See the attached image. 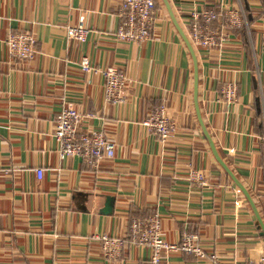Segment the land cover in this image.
I'll return each mask as SVG.
<instances>
[{"label":"crops","instance_id":"1","mask_svg":"<svg viewBox=\"0 0 264 264\" xmlns=\"http://www.w3.org/2000/svg\"><path fill=\"white\" fill-rule=\"evenodd\" d=\"M121 1L0 0V264H151L131 224L155 214L169 241L196 233L227 264H264V0H156L141 42L116 35ZM225 6L241 8L246 25L220 46H195L191 11ZM81 19L84 42L67 34ZM11 30L35 34L33 59L10 55ZM84 56L126 72L124 102L105 100V79L82 70ZM233 79L238 97L229 101L221 89ZM68 103L94 114L82 130L116 139L114 158L97 166L60 157L55 117ZM162 105L177 124L167 142L142 123ZM108 196L111 214L102 212ZM104 233L126 237L120 257L106 258L92 238ZM168 261L210 264L182 251L165 253Z\"/></svg>","mask_w":264,"mask_h":264},{"label":"built area","instance_id":"2","mask_svg":"<svg viewBox=\"0 0 264 264\" xmlns=\"http://www.w3.org/2000/svg\"><path fill=\"white\" fill-rule=\"evenodd\" d=\"M156 0H122L120 11L121 25L116 33L117 37L125 41L141 42L150 37V30L154 23ZM224 17L222 26L214 27L220 17ZM244 11L238 6H225L220 12L216 8L193 9L190 15L189 38L198 48H214L225 41L232 30L241 29L246 25ZM70 38L78 41L88 39L89 28L84 19L76 25L67 27ZM37 38L32 31L11 30L8 33L7 45L13 58L31 60L34 58ZM81 68L85 72L101 73L105 79V100L112 103L124 102L129 78L126 72L115 66L98 67L92 64L88 56L81 60ZM222 96L235 101L238 97V81L231 80L224 83L221 89ZM94 116L92 113H83L71 103L64 105L55 117L53 132L57 142L60 157L80 156L88 163L98 166L104 159H112L116 155L117 141L110 137L103 129H81L84 118ZM148 132L167 142L176 132L177 124L169 117L165 105L152 110L143 120ZM192 178L205 183L203 172L192 170ZM132 241L140 245L151 247V264H163L164 254L171 251H182L194 254L210 264H227L215 251L207 252L199 243V235L186 233L179 241H169L163 234L160 217L155 214L147 221L134 220L131 224ZM92 238L102 241L104 255L108 259L120 257L125 243L123 237L112 236L106 233L92 235ZM165 264H173L167 262ZM234 264H262V262H236Z\"/></svg>","mask_w":264,"mask_h":264},{"label":"water","instance_id":"3","mask_svg":"<svg viewBox=\"0 0 264 264\" xmlns=\"http://www.w3.org/2000/svg\"><path fill=\"white\" fill-rule=\"evenodd\" d=\"M188 42V45L193 53V56H194V60H195V69H196V79H197V71H198V61H197V57H196V54H195V51H194V48H193V45L191 44L190 40L188 39L187 40ZM209 136V135H208ZM210 137V136H209ZM212 145H213V142L211 141ZM213 149H215L214 145H213ZM215 151V150H214ZM249 198L251 199V197L249 196ZM114 203H115V197L113 196H108L106 198V207L104 209H102V212L105 213V214H111L113 213L114 211ZM260 219V218H259ZM261 221V219H260Z\"/></svg>","mask_w":264,"mask_h":264}]
</instances>
